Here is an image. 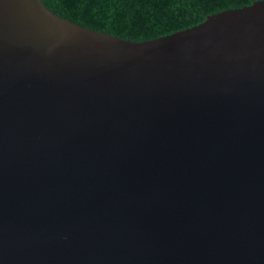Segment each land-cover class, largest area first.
I'll list each match as a JSON object with an SVG mask.
<instances>
[{"label":"water","instance_id":"water-1","mask_svg":"<svg viewBox=\"0 0 264 264\" xmlns=\"http://www.w3.org/2000/svg\"><path fill=\"white\" fill-rule=\"evenodd\" d=\"M0 264H264V0L144 42L0 0Z\"/></svg>","mask_w":264,"mask_h":264},{"label":"trees","instance_id":"trees-1","mask_svg":"<svg viewBox=\"0 0 264 264\" xmlns=\"http://www.w3.org/2000/svg\"><path fill=\"white\" fill-rule=\"evenodd\" d=\"M55 15L98 33L144 42L262 0H41Z\"/></svg>","mask_w":264,"mask_h":264}]
</instances>
